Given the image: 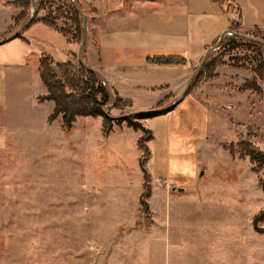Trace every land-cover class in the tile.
<instances>
[{"label": "rangeland", "instance_id": "1", "mask_svg": "<svg viewBox=\"0 0 264 264\" xmlns=\"http://www.w3.org/2000/svg\"><path fill=\"white\" fill-rule=\"evenodd\" d=\"M12 1L0 0V43L32 13L26 9L15 23L22 9L6 6ZM142 1L75 0L86 18V63L109 11L129 22L131 9L149 13L159 3L191 0L137 4ZM229 1V29L264 40V0ZM70 4L37 2L35 19L53 22L57 31L30 24L21 33L36 34L32 52L18 67H0V264H264V219L253 224L264 210V159L252 162L236 149L248 143L264 158V50L219 47L205 62L212 66L201 68L170 112L141 121L152 134L145 179L137 141L147 133L121 121L127 130L117 126L104 137L102 118L81 117L65 133L61 117L48 121L53 104L38 100L46 95L40 54L68 49L66 40L78 64ZM181 95L156 109H168ZM219 99L236 102V113ZM131 112L107 113L112 119Z\"/></svg>", "mask_w": 264, "mask_h": 264}, {"label": "crops", "instance_id": "2", "mask_svg": "<svg viewBox=\"0 0 264 264\" xmlns=\"http://www.w3.org/2000/svg\"><path fill=\"white\" fill-rule=\"evenodd\" d=\"M147 2L150 1L143 0L137 4L146 5ZM159 4L149 13H135L131 9L133 18L129 22H125L126 18L115 17L114 10L109 11L111 20L107 18L101 27L103 31L96 39L94 50L89 48L85 53L90 59L89 63H85L104 75L112 92L131 103L133 112L152 110L161 101L181 95L195 65L201 62L206 50L216 43L220 35L229 29V12L225 7L211 10L200 0L187 1L185 5L170 1ZM22 34L19 39L0 43L3 44L0 45V67H18L32 52L37 42L36 34L31 32L29 37ZM65 44H69L68 49L65 46L63 50L54 48L52 53L46 55L53 56L59 62L73 63V44L66 40ZM156 58H180L186 64L158 66L149 63ZM234 72L240 73L237 68ZM217 102L220 105L223 103L233 114L239 107L236 102L231 101L230 104L225 99ZM119 128L127 130V127Z\"/></svg>", "mask_w": 264, "mask_h": 264}, {"label": "trees", "instance_id": "3", "mask_svg": "<svg viewBox=\"0 0 264 264\" xmlns=\"http://www.w3.org/2000/svg\"><path fill=\"white\" fill-rule=\"evenodd\" d=\"M42 1L43 0H38L37 2L39 4ZM213 1L218 3L221 7L225 8L231 5V3L227 0ZM6 5L13 6L14 8L20 10L22 9V11L14 18V21L16 23L25 13V10L31 7V0H17L7 2ZM68 9L70 11V16L75 21V30L77 32L78 37L77 39L80 43L83 37L82 18L79 13L74 9L72 3L70 4V7ZM36 23H42L43 25L57 31V28L54 23L47 19H34L31 25ZM31 25H29V28ZM26 29H28V27L25 28V30ZM231 29H233V27ZM225 37L223 38L224 42L222 41L223 43L220 48L235 49L240 47V45H247L256 50H264V47L262 45L247 41L240 37L230 36L227 39ZM250 37L264 42L263 39L258 38L259 36L256 33H252ZM16 38H19V36ZM149 63L158 66H184L186 64L185 61L180 58H156L150 60ZM211 63L212 61L209 60V62L204 64V66L208 68L209 66H212ZM38 71L40 81L47 92L44 97H40L38 100L40 102H50L53 104L54 107L53 113L48 120L49 123H52L59 117H61L63 131L65 133H69L72 128V125L75 123L77 118H102L101 127L102 134L104 137H107L112 133L114 126L121 125V121L114 122L108 118V111L106 113L104 112V108L112 104V99L106 92L101 79L94 73L87 71L79 63L77 65H73V63L71 62H56L49 55L43 54L38 59ZM216 76V74H213L210 79L215 78ZM113 94L115 95L116 102L114 106L115 110L132 108L131 103L125 102L120 99L117 93L114 92ZM159 104H157L156 107ZM156 107L152 110H155ZM155 116L158 115L152 113L151 110H149L147 112L141 113L125 120L126 126L128 128L134 131L142 130L144 134L147 133L145 139H143V137H140L137 141L139 148L142 150V155L140 157V166L142 167L141 169L144 173V177L146 160L150 156V152L148 147L146 146V142H149L152 139V134L151 131L146 130L142 127L141 121L154 118ZM236 149L241 157L246 156L252 162H257L259 164L264 159L262 154L248 143H239ZM262 190L264 193V184L262 185ZM144 194L145 193L143 192L140 197L141 206H143L145 198ZM262 219H264V210L258 218L254 219L253 224L255 225V223L261 221Z\"/></svg>", "mask_w": 264, "mask_h": 264}, {"label": "water", "instance_id": "4", "mask_svg": "<svg viewBox=\"0 0 264 264\" xmlns=\"http://www.w3.org/2000/svg\"><path fill=\"white\" fill-rule=\"evenodd\" d=\"M74 9L79 13V15L81 16L82 18V30H83V37L81 39V42H80V45H79V48H78V52H77V60H78V63L80 65H82L87 71H90L92 73H94L95 75H97L101 81H102V84L106 90V92L108 93V95L111 97L112 99V104L105 107L104 109V112L106 113L108 110H111L114 108L115 106V95L113 94L112 90L110 89L108 83H107V80L106 78L104 77V75L98 71V70H95L93 68H91L89 65H87L85 63V61L83 60L82 58V53H83V49L85 47V43H86V37H87V24H86V18H85V15L83 14V12L77 7V5L75 4V1L74 0H70ZM36 2L37 0H31V9H32V13H31V16H30V19L24 23L22 25V27L10 38H8L7 40L3 41L2 43L4 42H7L11 39H14L16 38L25 28H27L32 22L33 20L35 19L36 17V13H37V9H36ZM232 33V34H230ZM227 35H233L235 37H240L242 39H245L247 41H250V42H254V43H257V44H260L264 47V42L262 41H259L257 39H254V38H251V37H248V36H244V35H241V34H238V33H233L230 29H228L227 31H225L224 33L221 34V36L219 37L218 41L215 43V45H213L212 47H210L209 49L206 50L201 62L199 63L198 67L194 70V72L192 73L191 77L189 78L188 82H187V85H186V89L184 90V92L182 93V95L171 105V107H169L168 109L164 110V111H159V110H151L152 113H155L157 115H162V114H165L167 112H170L186 95V93L188 92L192 82L194 81L195 77L197 76L198 72L201 70V68L204 66L208 56L216 51L217 49H219L222 41H223V38ZM263 100H264V83H263ZM144 112H147V111H134V112H131L130 114L126 115V116H123V117H116V118H112L111 117H108L109 119L113 120V121H125L126 119L130 118V117H133V116H136V115H139L141 113H144Z\"/></svg>", "mask_w": 264, "mask_h": 264}]
</instances>
